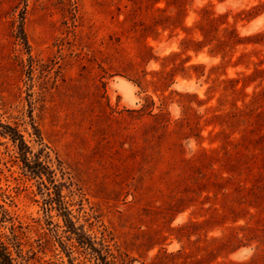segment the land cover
I'll list each match as a JSON object with an SVG mask.
<instances>
[{
    "label": "rangeland",
    "instance_id": "1",
    "mask_svg": "<svg viewBox=\"0 0 264 264\" xmlns=\"http://www.w3.org/2000/svg\"><path fill=\"white\" fill-rule=\"evenodd\" d=\"M178 5L0 0V261L243 264L260 251L231 240L255 222L224 206L214 174L229 175L225 146L264 132V116L231 117L254 93L264 110V0ZM162 14L178 17L155 25Z\"/></svg>",
    "mask_w": 264,
    "mask_h": 264
},
{
    "label": "trees",
    "instance_id": "2",
    "mask_svg": "<svg viewBox=\"0 0 264 264\" xmlns=\"http://www.w3.org/2000/svg\"><path fill=\"white\" fill-rule=\"evenodd\" d=\"M174 1L179 3L177 12L179 16L183 10L185 0ZM206 13L207 14L204 15L199 25L204 34L210 36L213 30L217 29V19L210 13ZM178 16L162 14L158 20L155 21V25L174 22ZM148 27H152V25ZM226 43L225 40H221L218 46L225 45ZM249 77L250 76H245V79ZM260 95L261 94L254 93L252 100L245 108H237L238 111L231 115L232 121L247 122L250 117L254 116L258 118L264 116V110L261 109L262 105L259 104ZM221 133H224V131ZM11 135H13L12 138L14 141H19L23 150L27 153L30 148L19 131L13 129ZM252 135L257 137H251ZM260 140H264V132L258 131L255 127L249 128L248 130L246 129L241 140L235 143L230 142L234 145L233 149H227L226 146L224 147L225 153L221 157V160L229 175L224 177L220 174H214L216 176V182L214 184H223L224 186L222 188L226 190L223 191L225 200L224 206L228 210H232L233 214L243 213L244 216L249 215V220L255 222L254 224L248 222L241 227V230L244 231L242 237H239L237 234L231 235L232 241L247 240L257 241L259 243L260 251L255 253L250 262L243 264H264V154L260 156L255 153V143ZM209 156L213 157L212 154H209ZM232 187L233 191H229V188ZM247 206L255 207L257 211L252 213L248 210ZM213 218L215 217H212V219ZM0 264H12L9 254L6 252L3 253Z\"/></svg>",
    "mask_w": 264,
    "mask_h": 264
}]
</instances>
